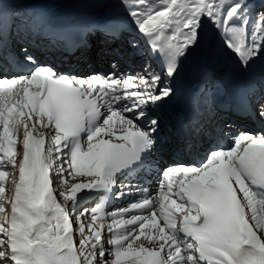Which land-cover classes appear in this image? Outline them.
Masks as SVG:
<instances>
[{"label":"snow or ice","instance_id":"6c2138e0","mask_svg":"<svg viewBox=\"0 0 264 264\" xmlns=\"http://www.w3.org/2000/svg\"><path fill=\"white\" fill-rule=\"evenodd\" d=\"M6 3L0 0V264H264V129L225 120L206 135L235 132L231 147H210L200 166H168L155 193L105 210L109 197L123 194L114 193L117 181L151 164L159 121L138 122L173 95L164 80L175 79L182 61L206 55L214 40L240 73L264 62V8L254 0H116L119 30H96L118 39L131 26L164 63L163 76L146 63L112 79L59 73L27 47L22 58L11 51L19 25L14 3L11 13ZM140 52L132 39L127 52L101 55L114 57L115 68ZM212 84L219 81L209 73L205 87ZM256 91L242 89L236 114L264 124V93L253 102ZM66 173L90 179L60 191L62 204L53 174L64 186ZM94 194H102L95 207L77 212Z\"/></svg>","mask_w":264,"mask_h":264},{"label":"bare ground","instance_id":"6f19581e","mask_svg":"<svg viewBox=\"0 0 264 264\" xmlns=\"http://www.w3.org/2000/svg\"><path fill=\"white\" fill-rule=\"evenodd\" d=\"M46 1H53V0H41V2H46ZM55 1H60L61 3H64L67 1H71V0H55ZM255 2H257V0H254V3ZM25 3L27 5L33 4V3H28V0H26ZM37 4H43V3H37ZM71 5H72L71 8H77V9L79 8V13H78L79 16L81 13H83V12H80L81 8H88V7L93 6L95 8V10L97 9V11H101L103 9V8H100L101 6L108 7L106 9H103L104 14H105V15H103L104 18L110 17L109 23H108V21H105L106 18L103 19V21H104L103 25L108 24V27L112 25L111 22L116 21L118 23L122 19L121 9L116 6V0H73V3H71ZM97 5H101V6L98 7ZM23 7H25V6H23ZM68 8H70V6ZM86 13L88 15L89 11H87ZM90 17H93V15L91 14ZM100 22H101V19H100ZM209 30H210V25H208L207 21H205V31L207 32ZM106 31H107V29H106ZM104 33H105V31H102V32H97L95 35L89 36L88 37L89 43L92 46H94L95 44H99L103 40L101 37ZM142 37H144V36L142 35ZM112 42H119V40L118 39H112ZM219 49H220L219 41L214 40L212 42L210 48L208 49L206 55H204L202 57H198V58H188V59L182 61L181 65H180L179 73H178L179 79L184 81V83H187L188 85L195 84L196 81H198L200 79H201V81L205 80L204 74L206 71H211L210 73H214V71L216 69H218V72L217 71H215V72H217L219 75L215 74V73L214 74L217 75L218 78L223 77L224 82L227 81L226 80L227 78H230L231 81H234V80L240 81V79H243L244 77H254L256 75V73L264 74V62H262V61H257V63L253 66L252 70H250L248 73H240L237 69L235 58L232 57L230 54H226V53L221 52ZM259 69L261 71L257 72ZM201 81H199V82L201 83ZM213 85H214L213 90H215V94L220 95L222 92L225 91V89H223L224 88L223 83L218 84V85L217 84H213ZM219 85L221 87L223 86L222 89H220L218 87ZM152 118L156 119L157 117L152 116ZM159 132L160 133L162 132L161 128H158V131L154 134L156 139H159L161 137ZM155 173L157 174V177L159 179H161V177H159L162 174L161 169H159L158 172L155 171ZM78 178H81V177H78ZM70 179H71V177H70ZM71 181L76 182V181H78V179H76V180L71 179ZM10 187H11V185L9 186V188ZM6 194L8 195L7 192H6ZM108 222H110V219L106 220L105 223L107 224ZM106 230H107V227H106ZM106 247H108V246H106Z\"/></svg>","mask_w":264,"mask_h":264},{"label":"rangeland","instance_id":"374dc122","mask_svg":"<svg viewBox=\"0 0 264 264\" xmlns=\"http://www.w3.org/2000/svg\"><path fill=\"white\" fill-rule=\"evenodd\" d=\"M26 1V0H25ZM262 5V7H260V8H264L263 6H264V3H262L261 4ZM98 7H100L101 5H97ZM100 8H103V9H106V8H108V7H106V6H101ZM72 12H75V11H77V8H72V9H70ZM89 10L90 11H93V9H92V7H90L89 8ZM78 13V12H77ZM133 36H134V38H137V40H136V42H138L139 41V39H140V37H141V35L139 34V33H137V32H135V31H132V33H131ZM132 40V39H131ZM145 66V65H144ZM165 84V83H164ZM166 84H167V82H166ZM67 175V174H66ZM67 177V176H66ZM68 178H70V177H68ZM70 181H71V179H70ZM67 185H69L68 183H67ZM70 186H71V184H70ZM60 187V188H59ZM58 188L59 189H61L60 191H64V189L62 188V186H58ZM7 195V194H6ZM82 237H80V239H81ZM78 244V243H77ZM107 259H109V260H111L110 258H107Z\"/></svg>","mask_w":264,"mask_h":264}]
</instances>
